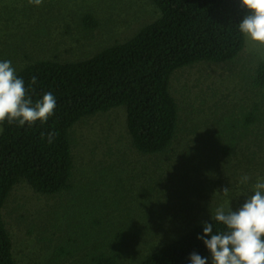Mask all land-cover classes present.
Masks as SVG:
<instances>
[{"label": "trees", "instance_id": "trees-1", "mask_svg": "<svg viewBox=\"0 0 264 264\" xmlns=\"http://www.w3.org/2000/svg\"><path fill=\"white\" fill-rule=\"evenodd\" d=\"M153 1L161 13L157 20L141 24L123 42L117 41L90 57L60 61L47 58L46 55L34 56L25 50L26 53L20 54L16 63L11 61L17 75L24 80L33 103L42 100L45 93L51 92L56 98V108L47 124L39 121L31 127L7 122L3 124L0 136V210L14 185L23 179L28 180L32 188L43 195L59 193L69 187L74 163L65 154L70 146L65 132L68 127L79 121L76 115L79 108L91 101L97 110L112 111L117 107L126 109L133 131L137 135L136 143L132 144L143 154L142 159L137 160L133 173L132 186L135 189L153 186V178H148L145 173L155 167L170 169L169 172L176 176L178 168L199 169L206 164L205 157L199 161L188 162L186 157H179L171 151L168 152V157L160 161L154 155L173 145L182 109L187 112V122L195 121L198 116H205L207 122L211 121L212 126L206 127L208 139L213 137V144H223V141H226L224 153L237 161L239 156L233 144L238 139L248 137L251 126L259 123L260 116L257 112L260 103L255 102L250 110L247 107L229 105L226 99L219 95V91L213 95L205 92L195 98L189 94L177 98L172 93L171 78L176 71L189 68L192 64L202 60L211 61V50L212 61H229L239 51L242 52L246 46V38L241 34L239 24L247 10L242 7L241 0ZM18 2L23 4L25 10L34 12L32 6L25 1ZM4 6L9 8L8 5ZM16 7L18 4H14L13 8ZM7 15L2 13L0 19L5 21ZM13 21L16 28L14 36L23 30L22 24L25 21H15L14 18ZM81 21V27L86 32L95 31L99 23L91 11L84 12ZM166 27L172 29L175 38L194 46L191 54L186 57L178 54L168 39V32L163 30ZM84 40L91 41L89 34H86ZM16 46L20 47V44L16 42ZM83 46L84 44H81V47ZM10 59V54H0V61ZM253 59L259 63L258 71L263 76L264 85V60ZM33 77L36 78L35 84L31 83ZM191 83L192 81L187 82L185 88H189ZM216 109L220 110L219 114ZM198 127L199 123H196L195 128ZM50 132L56 133L51 144L47 139ZM112 135L114 136V132ZM241 151L240 148L239 154ZM244 151L245 156L249 154ZM197 169L194 170V178L190 174L183 178L190 179V185L195 186L202 194L205 191L206 174L197 175ZM179 184L181 190L183 183L180 181ZM78 187L81 190L79 185ZM82 193L86 205L79 207L77 204L75 221L69 224V227L79 231L77 233L76 230H71L78 240V247L73 252L77 256L89 244V232L93 233L88 223L85 228L79 222L83 215L99 212V218L103 222L100 237H104L112 234V227L106 218L109 211L121 215L136 212L129 211L133 209L131 205L113 200L102 188L95 189L94 184L84 183ZM136 194L135 197L141 202L151 198L165 201V204L164 201H159L157 209L153 211L156 216L147 213L140 215L139 220L143 225L155 220L163 225L173 224L175 219L177 221V215L185 212L187 203L191 202L189 197L195 196L193 193L183 192V205L177 207L170 199L157 193V190L151 194L144 190ZM95 207L97 208L92 209ZM58 213L60 217V212ZM87 218L88 221L92 220V216ZM206 223H213L214 231L226 230L223 225L210 218L189 230H181L180 236L176 238L164 237L161 240L166 243L164 245L142 237L145 232L143 229L131 234L123 230L122 238L115 246L129 254L137 264H191L193 253L207 258L208 264H212L210 251L198 238L204 235ZM51 240L53 241V238ZM17 242H21V239L7 230L0 212V264H41L36 261L35 245L27 248L16 247ZM86 254L90 256L93 253ZM114 263L113 257H102L98 261L93 259L92 264Z\"/></svg>", "mask_w": 264, "mask_h": 264}, {"label": "rangeland", "instance_id": "rangeland-1", "mask_svg": "<svg viewBox=\"0 0 264 264\" xmlns=\"http://www.w3.org/2000/svg\"><path fill=\"white\" fill-rule=\"evenodd\" d=\"M18 1L0 0V15L8 14L5 21L0 19V54L6 56L10 54V61L14 63L18 61L20 54L26 53L25 50L34 56L46 55L47 58L60 61L80 59L97 53L99 50L97 47L104 40L108 43L123 42L139 28L141 24L138 23L159 15L153 0H43L39 6L30 4L29 0H21L32 6L33 13L25 10L23 4ZM14 4H18V7L13 8ZM4 5H8L9 8ZM86 11H91L99 22L95 31L86 32L81 27V16ZM137 15L136 23L133 19ZM12 16L15 21L20 19L25 21L22 24L23 30L17 28L20 32L14 36L13 32L16 28ZM86 34H89L91 41L84 40ZM91 36L95 39L92 40ZM16 42L20 44V47L16 46ZM81 44L84 46L81 47ZM251 57L259 61L264 60V49L254 46L250 40L246 39V46L242 53L225 66L214 63L198 69L189 68L173 77V91L177 98L187 94L195 98L205 92L213 95L219 91V95L223 96L229 105L247 107L250 110L255 102L260 103L257 112L260 116L259 123L251 126L248 137L243 140L238 139L233 144L239 156L237 161L224 153L226 141H223V144H213V137L208 139L206 127L212 126L211 121L207 122L205 116H198L195 121L187 122V112L182 109L179 129L173 145L154 155L160 161L168 157V152L171 151L179 157H186L188 162L199 161L205 157L206 164L199 169L189 167L180 170L178 168L176 176L169 172L170 169L163 170L160 166L145 173L148 178H153L158 184L157 193L170 199L177 207L183 205V192L195 195L189 197L190 200L192 199L191 202L187 203L185 212L177 215V221L175 219L173 224L163 225L155 220L143 225V222L139 220L140 215L146 213L156 216L153 211L157 209L159 201L164 200L151 198L148 201L149 209L145 211L140 208L138 199L129 191V187L134 182L133 173L137 160H141L143 154L133 146L137 141V135L133 131L126 109L116 108L114 114L117 115V122L113 125L115 151L105 155L100 153L102 165L100 169L83 164V169L79 170L73 185H75V192L80 189L78 185L81 187L78 199L83 196L84 183L94 184L95 189L102 188L113 200L131 205L133 209L129 211L136 212L121 215L109 211L106 218L112 227V234L104 237H100L103 222L99 218V212L83 215L79 222L85 228L88 223L93 230V233L89 232V244L77 257L59 259L62 264H89L93 258L85 254L87 252L92 254L97 250L104 253L120 251L119 264H137L129 254L115 246L120 242L123 230L131 234L143 229L145 232L142 233V237L150 239L153 243L164 245L166 243L161 241L164 237H175V233L177 237L180 236L181 230H189L212 218L211 215L218 207H224L225 211L239 209L246 202L247 197L254 194L253 187L257 179L264 178V96L258 91L248 95L242 91L241 88H246L247 80L251 78L252 72L248 68H237L240 63ZM189 81H192L191 86L185 88ZM216 113L219 114L220 110L216 109ZM196 123H199L198 129L195 128ZM97 143L101 145L100 141ZM240 148L242 151L239 154ZM244 150L249 154L245 156ZM195 169H197V175L206 174L205 191L202 194L195 189V186L190 185V179L183 178L186 174L193 177ZM245 175L250 177L246 184L241 183ZM96 177L102 179V182L99 183ZM171 181L178 183L181 181L183 183L181 190L171 189L168 185ZM225 187L229 188L227 194L223 193ZM68 199L69 195L48 198L34 193L27 186L18 188L6 210L13 235L21 239L16 247L27 248L35 245L37 255L48 254V251L54 252L57 235L60 231L71 228L69 224L75 221L73 216L78 207L77 203H72L63 209L60 220L56 224H51L55 216H58L60 207L67 203ZM172 202H170L171 206H173ZM89 216H92L90 221L87 218ZM165 218L167 219L166 216ZM32 226L36 231L49 227L46 237H53V248L46 247L31 233ZM73 237L76 239V236ZM36 261L49 264L40 257L36 258Z\"/></svg>", "mask_w": 264, "mask_h": 264}, {"label": "clouds", "instance_id": "clouds-1", "mask_svg": "<svg viewBox=\"0 0 264 264\" xmlns=\"http://www.w3.org/2000/svg\"><path fill=\"white\" fill-rule=\"evenodd\" d=\"M29 3L39 6L43 3V0H29ZM241 5L247 10V14L239 24L241 34L246 39L250 40L254 46L264 49V0H241ZM157 10L158 14H161L158 7ZM159 16L160 15H158L155 20H157ZM241 53L242 52L239 51L229 61L213 60L212 64L221 63L225 66L228 62L234 61ZM93 54L80 59L90 57ZM209 64H211L210 60H202L192 64L189 68L198 69ZM186 69L176 71L173 77ZM173 77L171 78L172 85ZM31 83H36L35 77L32 78ZM172 93H174L173 89ZM55 108L56 98L51 92L45 93L42 100H37L33 103L24 80L17 75L16 69L12 66V62L10 60L0 61V126L2 127V129L0 127V136L3 132V124L5 122L13 125L18 124L21 127L24 125L31 127L36 124L37 121L42 124H47L49 118L54 115ZM78 123L79 121L74 125ZM55 136V132L47 134V139L50 144L53 142ZM78 172L79 168L74 164L69 180V187L55 194L44 193L43 195L37 193L26 179L15 184L0 210L2 220L7 230L12 232L7 220V207L15 191L24 186H27L34 193L48 198L69 195L67 203L63 204L62 211H59L60 217L58 213V216L56 215L54 218V222L51 223L56 224L63 216V209L67 205L72 204L74 200L80 204V201L84 199V196H82L81 199L77 198L81 190L79 189L75 192V185H73L76 181ZM249 179L250 177L245 175L242 177L241 183L246 184ZM253 191L254 194L247 197L246 202L238 211H233L232 209L225 211L224 207H218L214 214L211 215L212 220L219 225H223L226 230L216 229L214 231L213 223H206L204 225V235L198 238L203 241L210 251L212 264H264V178L257 179ZM228 192V187L223 188L224 194ZM76 214L77 212L73 216L74 220ZM48 230L49 227L37 231L33 226L31 227V233L33 235L42 241L46 247L53 248V241L51 240L53 237H46ZM71 230L76 229L67 228L64 231L62 230L55 239L56 248H53V250L58 259L77 257L73 252H75L78 247V240L73 237L76 235H73ZM85 255L88 256L89 254ZM90 257L97 261L102 257H113L115 261L114 264H119L121 254L120 251H107L104 253L103 251L97 250L90 255ZM93 259L89 261V264L93 263ZM191 264H208V260L207 258H202L197 253H193L191 255Z\"/></svg>", "mask_w": 264, "mask_h": 264}, {"label": "bare ground", "instance_id": "bare-ground-1", "mask_svg": "<svg viewBox=\"0 0 264 264\" xmlns=\"http://www.w3.org/2000/svg\"><path fill=\"white\" fill-rule=\"evenodd\" d=\"M163 30L168 32V39L179 55L186 57L192 53L194 46L191 43L175 38L170 27H166ZM258 66V61L253 58L245 60L238 65V68L247 67L252 72L251 78L247 80L246 88H241L247 95L258 91L264 96L263 76L259 73ZM114 112H116V108L112 111L97 110L92 101L79 108V111L76 113L79 124L68 127L65 132V137L70 145L69 150L65 154L76 164L79 170L83 169V164L100 169L102 166L100 153L105 155L115 151V136L112 135V132L113 125L117 122V115ZM98 141L101 142V145H98ZM96 178L99 179V183L102 182V179ZM151 181L153 186H144L138 189L131 186L129 187V191L134 196H137L136 193L143 190L149 191L151 194L157 190L158 186L154 179H151ZM168 185L175 191L180 190V184L176 181H171ZM148 201L141 202L138 200L142 210L146 211L149 209L150 204H148ZM35 257H40L49 264H62L54 252L48 251V254L44 255H37L35 253Z\"/></svg>", "mask_w": 264, "mask_h": 264}, {"label": "flooded vegetation", "instance_id": "flooded-vegetation-1", "mask_svg": "<svg viewBox=\"0 0 264 264\" xmlns=\"http://www.w3.org/2000/svg\"><path fill=\"white\" fill-rule=\"evenodd\" d=\"M128 16L130 17L131 14L128 15ZM137 17H138V15L133 19L136 23H137V21H136ZM155 19H156V17H155V18L153 17V18L149 19L148 21H145V22L141 21V22L138 23V24H143V25H145V24H147V23H149V22H152V21L155 20ZM91 38H92V40L95 39V38H93L92 36H91ZM115 43H116V42H115ZM115 43H112V42L108 43V42H106V41L104 40V42L101 43V45L98 46L97 48H98V49H101V48H104V47L112 46V45H114Z\"/></svg>", "mask_w": 264, "mask_h": 264}, {"label": "water", "instance_id": "water-1", "mask_svg": "<svg viewBox=\"0 0 264 264\" xmlns=\"http://www.w3.org/2000/svg\"><path fill=\"white\" fill-rule=\"evenodd\" d=\"M211 65H212V50H211ZM211 73H212V71H211ZM80 202H81L80 204H79V202L77 203L78 206H83V204L85 203V199H82ZM175 238H176V233H175ZM175 256H176V249H175Z\"/></svg>", "mask_w": 264, "mask_h": 264}]
</instances>
